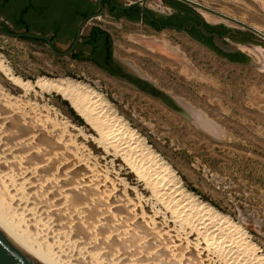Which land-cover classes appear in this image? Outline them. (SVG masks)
<instances>
[{
	"label": "rangeland",
	"instance_id": "1",
	"mask_svg": "<svg viewBox=\"0 0 264 264\" xmlns=\"http://www.w3.org/2000/svg\"><path fill=\"white\" fill-rule=\"evenodd\" d=\"M192 1L264 33V0ZM159 4V0L146 2L154 9ZM191 6L210 23L235 28L251 37L249 44L233 43L245 57L243 63L226 61L172 30L156 33L107 17L91 20L109 32L114 55L125 68L147 80L165 99L175 101L183 112L88 63L55 55L40 40L3 34L0 98L6 105L20 106L54 124L78 155L101 169L126 199L138 200L147 215L159 220L164 215L162 205L124 161L105 147L99 131L53 86L73 84L97 94L102 110L118 119L114 126L122 128L119 132H133L132 141L167 168L178 188L194 202L226 217L264 256V40L240 24ZM134 37H144V42ZM145 40L149 46H145ZM249 60L255 64H249ZM63 100L82 122L75 119ZM207 120L217 124H212L214 129L204 125ZM1 191L0 210L53 264H107L55 236L37 218L23 214L21 206Z\"/></svg>",
	"mask_w": 264,
	"mask_h": 264
},
{
	"label": "bare ground",
	"instance_id": "2",
	"mask_svg": "<svg viewBox=\"0 0 264 264\" xmlns=\"http://www.w3.org/2000/svg\"><path fill=\"white\" fill-rule=\"evenodd\" d=\"M134 39L144 42V37ZM65 85L53 87L99 131L105 147L142 180L164 215L156 220L138 200L126 199L101 169L78 155L54 124L0 98V188L23 214L107 264H264V256L247 243L243 231L178 188L167 168L132 141L133 132L115 128L118 119L102 110L97 94ZM210 122L204 125L214 129L217 124ZM2 211L0 221L53 264Z\"/></svg>",
	"mask_w": 264,
	"mask_h": 264
},
{
	"label": "flooded vegetation",
	"instance_id": "3",
	"mask_svg": "<svg viewBox=\"0 0 264 264\" xmlns=\"http://www.w3.org/2000/svg\"><path fill=\"white\" fill-rule=\"evenodd\" d=\"M138 1L0 0V25L4 26L0 28L12 32L22 30L44 35L57 52H67L71 49L68 57L72 60L92 63L108 77H118L156 97H158V90L147 80L127 70L124 63L115 57L109 32L99 24L93 23L92 19L107 17L131 25H140L156 33L165 30L166 25L185 27L184 32L176 33L194 40L222 56L226 61L232 63L245 61V57L238 49L232 52L218 50L214 47L212 38L202 35L193 23L196 25L203 23L208 32L216 33L225 42L231 44H249L251 37L248 34L217 22L212 24L194 7L180 0H159L160 4L155 9L146 5L148 0ZM99 13L101 15L96 16ZM75 40L77 41L73 46ZM42 42L46 44L45 41Z\"/></svg>",
	"mask_w": 264,
	"mask_h": 264
},
{
	"label": "water",
	"instance_id": "4",
	"mask_svg": "<svg viewBox=\"0 0 264 264\" xmlns=\"http://www.w3.org/2000/svg\"><path fill=\"white\" fill-rule=\"evenodd\" d=\"M145 0H139L138 2H143ZM183 1L184 3H187L189 5H194L196 7H199L201 9L207 10L213 14H216L218 16H221L223 18H226L228 20H231L237 24H240L242 26H244L245 28H247L248 30H250L253 34H255L256 36H259L261 39L264 40V33H262L261 31L241 22L238 21L236 19L230 18L220 12H217L213 9L207 8L199 3H196L192 0H180ZM142 12L144 13V10H142ZM101 14H97L96 16H100ZM193 25L195 26V28L197 30L200 31V33L204 36H210L212 38V43L214 45V47H216L218 50H220L221 52H232V51H236L237 48L229 43V42H225L221 37H219L216 33H211L208 32L204 26L203 23H200L199 25H196L195 23H193ZM164 29L166 30H172L174 32H184L185 27L182 28H178L175 25H166L164 26ZM0 34L6 35V36H10V37H16V38H29V39H34V40H40V41H45L47 46L49 47V49L51 50L52 53H54L55 55H59V56H69L70 54V50H68L67 52H62L59 53L55 50L54 46L52 45V43L50 42V40L44 36V35H40L37 33H29V32H12V31H8L5 29L0 28ZM79 37V35L77 36V38ZM77 40H75V42L73 43V46L75 45ZM222 58V57H221ZM224 60H226L225 58H223ZM228 61V60H227ZM237 64L243 63V62H235ZM249 64H255L252 60L248 61ZM93 66H95L92 63H89ZM116 79H119L118 77H115ZM158 97L163 100V102H165L166 104H168L169 106L176 108V110H179V112H181L182 108L181 106H179L175 101H170L165 99L163 93L161 91L157 92ZM183 112V111H182ZM0 264H52L46 260H44L42 257H40L38 254H36L35 252H33L29 247H27L18 237H16L1 221H0Z\"/></svg>",
	"mask_w": 264,
	"mask_h": 264
},
{
	"label": "trees",
	"instance_id": "5",
	"mask_svg": "<svg viewBox=\"0 0 264 264\" xmlns=\"http://www.w3.org/2000/svg\"><path fill=\"white\" fill-rule=\"evenodd\" d=\"M63 102L67 105L70 113L75 117V119H77L79 122H82V118L73 110L69 103L66 100H63Z\"/></svg>",
	"mask_w": 264,
	"mask_h": 264
}]
</instances>
